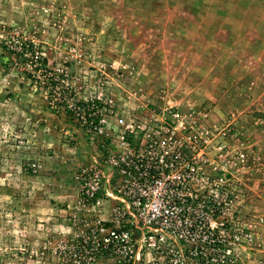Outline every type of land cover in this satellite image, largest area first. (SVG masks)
Returning a JSON list of instances; mask_svg holds the SVG:
<instances>
[{
    "label": "rangeland",
    "instance_id": "1",
    "mask_svg": "<svg viewBox=\"0 0 264 264\" xmlns=\"http://www.w3.org/2000/svg\"><path fill=\"white\" fill-rule=\"evenodd\" d=\"M263 39L264 0H0V264H264ZM150 107L228 127L189 186L229 190L208 226L153 227L114 188Z\"/></svg>",
    "mask_w": 264,
    "mask_h": 264
},
{
    "label": "built area",
    "instance_id": "2",
    "mask_svg": "<svg viewBox=\"0 0 264 264\" xmlns=\"http://www.w3.org/2000/svg\"><path fill=\"white\" fill-rule=\"evenodd\" d=\"M145 115V121L130 123L123 132L121 141L127 151L108 158V164L115 170L112 182L115 190L124 191L122 197L129 204L145 203L149 210L142 219L153 227L176 233L170 225L187 222L185 211L192 210L197 211L203 227L208 226L220 213L228 211L229 190L225 187L222 199L217 201L211 190L197 193V189L195 192L189 186L196 178H207L202 169L208 162L207 148L214 147L218 152L225 149L218 137L229 133L227 125L222 129L203 124L186 127L188 119L174 109L150 107ZM200 115L205 117L203 113ZM84 176L88 178L89 173ZM93 179L94 185L86 189L87 199L105 186V171L95 169ZM186 190L190 191L189 195ZM110 232V238L127 235L125 230Z\"/></svg>",
    "mask_w": 264,
    "mask_h": 264
},
{
    "label": "crops",
    "instance_id": "3",
    "mask_svg": "<svg viewBox=\"0 0 264 264\" xmlns=\"http://www.w3.org/2000/svg\"><path fill=\"white\" fill-rule=\"evenodd\" d=\"M264 40V39H263ZM90 160V159H89ZM91 160H92V162H93V157L91 158ZM91 160H90V162H91ZM95 160H96V158H95Z\"/></svg>",
    "mask_w": 264,
    "mask_h": 264
}]
</instances>
